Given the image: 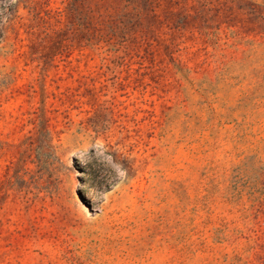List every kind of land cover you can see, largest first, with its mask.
<instances>
[{
	"label": "rangeland",
	"instance_id": "rangeland-1",
	"mask_svg": "<svg viewBox=\"0 0 264 264\" xmlns=\"http://www.w3.org/2000/svg\"><path fill=\"white\" fill-rule=\"evenodd\" d=\"M0 264H264V0H0Z\"/></svg>",
	"mask_w": 264,
	"mask_h": 264
}]
</instances>
